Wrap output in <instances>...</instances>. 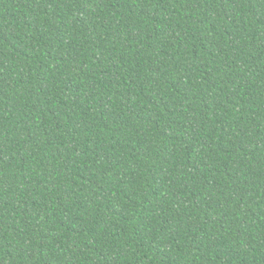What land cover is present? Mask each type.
<instances>
[{
	"label": "trees",
	"instance_id": "obj_1",
	"mask_svg": "<svg viewBox=\"0 0 264 264\" xmlns=\"http://www.w3.org/2000/svg\"><path fill=\"white\" fill-rule=\"evenodd\" d=\"M0 264H264V0H0Z\"/></svg>",
	"mask_w": 264,
	"mask_h": 264
}]
</instances>
